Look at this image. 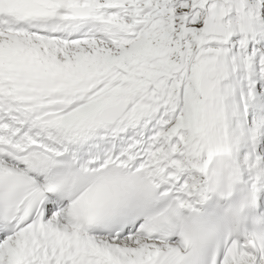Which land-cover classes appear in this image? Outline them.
<instances>
[{
    "label": "snow or ice",
    "instance_id": "1",
    "mask_svg": "<svg viewBox=\"0 0 264 264\" xmlns=\"http://www.w3.org/2000/svg\"><path fill=\"white\" fill-rule=\"evenodd\" d=\"M0 264H264V0H0Z\"/></svg>",
    "mask_w": 264,
    "mask_h": 264
}]
</instances>
